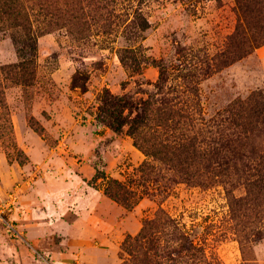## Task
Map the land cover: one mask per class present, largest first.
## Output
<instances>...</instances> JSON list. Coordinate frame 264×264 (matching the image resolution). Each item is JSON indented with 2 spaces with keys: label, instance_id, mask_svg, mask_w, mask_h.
Returning a JSON list of instances; mask_svg holds the SVG:
<instances>
[{
  "label": "rangeland",
  "instance_id": "374dc122",
  "mask_svg": "<svg viewBox=\"0 0 264 264\" xmlns=\"http://www.w3.org/2000/svg\"><path fill=\"white\" fill-rule=\"evenodd\" d=\"M26 3L49 28L38 29L35 78L23 84L1 66L20 59L13 34L30 41L0 21V264H146L158 237L125 241L164 210L205 241L213 264L264 263V195L239 203L245 178L188 182L177 156H148L129 125L116 132L98 117L105 88L147 100V135L197 143L193 172L211 177L205 164L247 140L244 101L264 99V0ZM99 170L126 185L130 207Z\"/></svg>",
  "mask_w": 264,
  "mask_h": 264
},
{
  "label": "trees",
  "instance_id": "16d2710c",
  "mask_svg": "<svg viewBox=\"0 0 264 264\" xmlns=\"http://www.w3.org/2000/svg\"><path fill=\"white\" fill-rule=\"evenodd\" d=\"M26 2L27 0H0V21L6 20L9 22V27L20 31L30 41L27 44L23 43L18 33L13 34L14 41L19 45L20 59L9 66H1V70L6 75L12 73L23 84H30L35 78L36 72L34 65L37 32L40 28H49V17L38 20V24H36V19L33 17L35 7ZM239 2L242 4L244 0H239ZM29 47L30 53H28ZM263 100L262 96L259 98L252 96L244 101L243 113L240 116L243 122L240 125L242 124L243 136L247 140L240 143L239 147L228 146L229 152L224 155L226 159L206 163L205 168L212 171L210 172L211 177L202 178V181L200 178L204 173L201 174L200 170L193 172L195 166L198 167L199 164H202V161L198 159L201 157L199 153L202 152V147L191 140L171 142L169 141L170 137L164 138L161 135H155L150 138L147 135L144 127L149 124L153 112L147 100L137 102L127 93L115 94L109 88H105L101 95L98 117L116 132H121L126 125H129V132L134 138L135 144L148 156L167 161L171 160L172 156H177L183 168L182 172L185 174L184 178L188 182H201L202 184L204 180L212 178L215 181L217 177H221L228 186H235L236 179L240 181L245 178L246 195L237 201L239 203L243 201L248 205L257 203L258 198L264 195ZM101 176L107 181L106 193L130 207L129 190L126 185L103 171H97L96 177L100 178ZM158 223L164 224L163 229L159 230L161 234L156 232ZM155 235L158 237V242H153L148 246L146 255L148 253L150 255L146 258V264H213L205 241L194 234L187 222L173 217L165 210L156 217L148 219L139 234L130 235L125 241V246L128 243L132 246L134 240L138 242L149 236L155 239ZM255 235L254 240L262 237L260 232ZM250 237L241 233V243L244 245L249 242ZM132 240L133 243H130ZM131 253L133 254V252Z\"/></svg>",
  "mask_w": 264,
  "mask_h": 264
},
{
  "label": "crops",
  "instance_id": "0c3cea01",
  "mask_svg": "<svg viewBox=\"0 0 264 264\" xmlns=\"http://www.w3.org/2000/svg\"><path fill=\"white\" fill-rule=\"evenodd\" d=\"M40 223H42V222H40ZM39 223V224H40ZM38 228H40V229H38ZM37 228V226H33V227H31V229H29V231H28V233L30 234V237L33 239V240H37V239H39L41 236H44L46 233H47V227L46 226H44V225H42V226H40V227H38Z\"/></svg>",
  "mask_w": 264,
  "mask_h": 264
}]
</instances>
